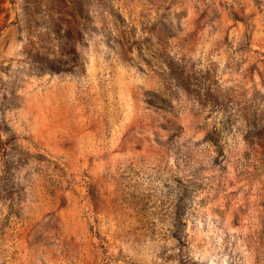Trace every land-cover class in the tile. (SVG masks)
Segmentation results:
<instances>
[{
	"label": "rangeland",
	"instance_id": "rangeland-1",
	"mask_svg": "<svg viewBox=\"0 0 264 264\" xmlns=\"http://www.w3.org/2000/svg\"><path fill=\"white\" fill-rule=\"evenodd\" d=\"M0 264H264V0H0Z\"/></svg>",
	"mask_w": 264,
	"mask_h": 264
}]
</instances>
